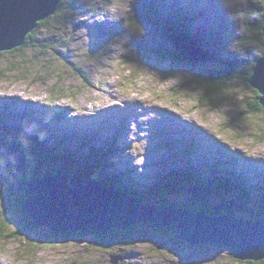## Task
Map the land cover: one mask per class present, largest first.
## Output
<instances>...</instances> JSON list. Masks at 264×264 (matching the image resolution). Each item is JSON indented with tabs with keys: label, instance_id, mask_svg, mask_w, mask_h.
<instances>
[{
	"label": "rangeland",
	"instance_id": "rangeland-1",
	"mask_svg": "<svg viewBox=\"0 0 264 264\" xmlns=\"http://www.w3.org/2000/svg\"><path fill=\"white\" fill-rule=\"evenodd\" d=\"M72 5L80 9L64 18L55 13L34 33L45 48L2 53L0 142L22 143L46 127L65 133V122L74 124L94 145L117 142L115 162L148 206L158 207L160 199L142 188L171 175L183 179L173 182L175 193L162 198L165 204L193 206L195 198L183 186L193 180L213 187L202 207L226 200L238 205L239 192L217 189L224 179L241 174L255 191L230 216L259 215L264 208V111L248 112L255 95L244 77L264 54L258 39L264 0H63L61 8ZM175 28L185 32L190 50L206 59L177 58L170 38ZM165 54L171 61L161 63ZM227 56L241 62L223 59ZM228 70L232 79L225 82L226 90L201 102L208 89L204 79L218 80ZM59 109L65 121L51 123ZM45 143L52 146L54 137ZM57 151L82 155L86 148L66 141ZM62 167L57 161L43 171L54 175ZM120 181L127 184V178ZM5 184L0 172V190ZM21 220L0 225V264H109L116 254L125 258L122 264H246L234 260L227 247L188 246L148 223L133 227L126 239L108 236L99 242L87 232L59 239L33 230L12 238Z\"/></svg>",
	"mask_w": 264,
	"mask_h": 264
},
{
	"label": "water",
	"instance_id": "water-1",
	"mask_svg": "<svg viewBox=\"0 0 264 264\" xmlns=\"http://www.w3.org/2000/svg\"><path fill=\"white\" fill-rule=\"evenodd\" d=\"M62 0H0V54L23 46L25 38L39 22L53 16ZM182 36V37H181ZM264 39V22L261 28ZM174 53L186 62L202 61L193 53L182 33H171ZM192 45V44H190ZM192 47H194L192 45ZM247 85L258 95V104L264 111V54L251 70ZM0 160L11 178L13 193H23L26 216L37 230L56 234L91 231L105 237L111 231H126L141 223L172 233V240L188 246L215 245L230 249L234 260L260 263L264 261V215L251 221L231 218L222 213L242 210L233 201L226 200L213 208L220 214L210 217L189 206L151 207L143 201L102 187L77 175H49L26 186L20 181L28 158L19 144L0 146ZM184 191L201 203L212 192L198 186ZM125 258L110 255L109 264H122Z\"/></svg>",
	"mask_w": 264,
	"mask_h": 264
},
{
	"label": "trees",
	"instance_id": "trees-1",
	"mask_svg": "<svg viewBox=\"0 0 264 264\" xmlns=\"http://www.w3.org/2000/svg\"><path fill=\"white\" fill-rule=\"evenodd\" d=\"M62 1L60 5L58 6L56 13L64 14L62 16L63 18L65 15L70 14V12L72 14L74 12H77L80 9L79 6H76V5H72L70 7L63 9L61 8ZM157 11L161 12V9L157 7ZM263 22H264V16H263L260 26H258V31H259L258 34L261 38L260 42L264 46V39L261 37V28H262ZM188 23H191V21H188ZM46 26H47V20L43 22H39L36 25L35 29L26 36L23 46L13 51L19 52L22 48L40 49L41 46L45 48L44 43L37 40L34 36V33L40 29H44ZM173 30L177 31V33H182L186 35L183 30L181 31V30H178L177 28ZM108 33L110 34L109 31ZM192 36L196 40L195 43H197V45L199 44L200 46H202L201 41L199 39L200 37H197L196 34ZM43 51L45 52L44 49ZM175 55L177 56V58H179V56L176 53ZM1 56H2V53L0 54V57ZM215 58L217 59V57ZM223 59H229V61H232L234 63L241 62V60L236 59L235 56H227V57H223ZM159 61L161 63H165L167 61H171V58L168 54H165L159 58ZM171 65L177 67L176 65H180V64H176V62H174V63H171ZM253 66L249 68V70L246 73L247 76L244 77L245 86L255 95L254 103L256 104V107H249V111H248L252 113L262 111V108L258 104V98H259L258 93L247 85V81L249 77L251 76V73H252L251 70ZM8 71H10V69H8ZM225 72L228 74V76L223 75V77L218 78V80H213L211 82L208 79H204L203 83L205 85H208L207 86L208 89L202 96L201 102H203L205 99H208V98L210 99L218 98V94L220 93V91L222 89H223V92L226 90L225 88L227 85L225 82L232 79L231 74H230L232 73V71L228 70ZM59 110L53 112V117L52 119H50L51 123L52 121L55 123H58V122L61 123L65 121L64 110H61V109ZM63 126L65 128L64 129L65 133H56L53 131L52 127L51 128L46 127V129H39L41 131V134L35 135L33 137H29V139H26L24 142L18 143L21 146L24 152V155L28 158V164L26 166L24 174L20 177V181L22 182L24 186H26L29 183H37V182L44 180L50 174L44 173L43 167H49L54 162L60 161L63 163V167L61 171L56 173L60 176L77 175L85 180H90L94 182L95 184H98L102 187L118 191L120 193H123L125 196L133 197L134 199L143 201V199L140 197V192L133 186L132 179L128 176V173H126V171H121V169L118 168L117 163L115 162L118 158L115 157L117 155L114 153L116 151L113 150V148H117V142H114L113 145H110V144H104L101 146H99V144L94 145L93 141L91 142L89 138L85 137V132L84 130L81 129L80 126H76L74 124L68 126L66 122ZM16 129L18 130L19 128H16ZM5 131H9L7 130V126L5 128ZM49 136L54 137V144L52 145L53 147L46 145L45 143V140ZM66 141H73V142L78 143L80 146L85 147L86 148L85 153L82 155H78L75 152L72 155L68 153L64 154L62 152L57 153L58 152L57 150L60 147H62V145H65ZM0 144L2 146L13 145L12 143H2V142H0ZM79 161L81 163H79ZM0 172L6 177V184L4 187L5 189L0 190V207H1L0 217L3 218V221L0 222V225L3 226L10 222H13L14 219L18 218V216L22 217L21 222L18 223L14 234L11 236L12 238H20L26 235L27 233H30L33 230L39 229L26 216V213L23 207V199L25 198V195L23 193H18V196H16V194L13 193L10 187V184L12 182L11 178L9 176L8 171L4 168V163L1 160H0ZM106 172L108 173L106 174ZM187 175H191V174L188 172ZM124 178H127V182H126L127 184H124V182L120 181L121 179H124ZM182 179L183 177L181 175H176L175 177L173 175H171V177L167 176L161 180L162 182L158 181L160 182L159 185H149V186H146L145 188H142V190L144 193L150 194L151 196L160 199V201L157 204L158 207H176V205L174 204L173 205L165 204L164 202H161V200L164 197H168L174 194L175 188L172 186L173 182H175L176 180H182ZM224 180H225L224 182L221 180L222 181L221 186L218 187L217 190L218 191H228V192L232 190L237 193L239 192L238 194L240 195V200H239L240 203H238V206L242 207L243 206L242 202H246L244 197L249 196L252 190L255 191L254 188H251V187L247 188V185L245 182L246 179L245 177L241 176V174H239V176L237 175L232 180H229V179H224ZM191 185L213 190V187H210L207 185H200L193 180H190L187 183L183 184L184 188L189 187ZM189 208H191L192 210L201 211L210 217H216L220 214L214 208L202 207V204L198 202H194V205L189 206ZM222 213H225V215H227L228 217H231L230 211H223ZM263 215H264V208L260 212L259 215L255 217H249L247 218V220L254 221L259 218H262ZM149 226L151 225L149 224ZM157 230L166 231L162 229H157ZM132 231H133V227L127 229L126 231H120V232L113 230L110 232L108 236L123 240V239H126ZM86 232L91 234L99 242L107 239L108 237V236L100 237L97 233H93L91 231H86ZM80 233H84V232H79V234ZM48 234L56 238H59V239H72V237L76 235L77 233L75 234L74 233L56 234V233L48 231ZM46 237L48 238V236ZM246 264H253V262H246ZM259 264H264V261L260 262Z\"/></svg>",
	"mask_w": 264,
	"mask_h": 264
},
{
	"label": "flooded vegetation",
	"instance_id": "flooded-vegetation-1",
	"mask_svg": "<svg viewBox=\"0 0 264 264\" xmlns=\"http://www.w3.org/2000/svg\"><path fill=\"white\" fill-rule=\"evenodd\" d=\"M259 10H261V14H262V17H263L264 16V8L260 6L259 7ZM258 39L261 40L260 36L258 37ZM250 107H256V104L253 102L252 103V106H250Z\"/></svg>",
	"mask_w": 264,
	"mask_h": 264
},
{
	"label": "bare ground",
	"instance_id": "bare-ground-1",
	"mask_svg": "<svg viewBox=\"0 0 264 264\" xmlns=\"http://www.w3.org/2000/svg\"><path fill=\"white\" fill-rule=\"evenodd\" d=\"M158 8H160L161 9V7H158ZM93 16L95 17L96 15H94L93 14ZM90 18H92V16L90 17ZM106 25V23L104 24V26ZM194 35V34H193ZM220 38V37H219ZM155 42H157V40L155 41ZM164 43V42H163ZM163 45V44H162ZM176 59V58H175ZM188 66V65H187ZM176 120V119H175ZM163 129H166V128H163ZM167 130V129H166ZM204 132V131H203ZM246 173V172H245ZM246 176H247V173H246Z\"/></svg>",
	"mask_w": 264,
	"mask_h": 264
},
{
	"label": "clouds",
	"instance_id": "clouds-1",
	"mask_svg": "<svg viewBox=\"0 0 264 264\" xmlns=\"http://www.w3.org/2000/svg\"><path fill=\"white\" fill-rule=\"evenodd\" d=\"M47 20V19H46ZM14 145V144H13ZM7 146H11V145H7Z\"/></svg>",
	"mask_w": 264,
	"mask_h": 264
}]
</instances>
